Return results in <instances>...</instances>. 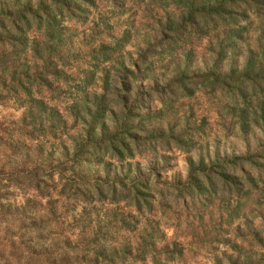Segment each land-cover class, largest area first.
Instances as JSON below:
<instances>
[{"label":"rangeland","instance_id":"1","mask_svg":"<svg viewBox=\"0 0 264 264\" xmlns=\"http://www.w3.org/2000/svg\"><path fill=\"white\" fill-rule=\"evenodd\" d=\"M34 1L0 0V11ZM86 11L80 20L62 22L69 33L62 43L71 55L62 61L52 57L42 81L25 80L10 91L0 84V264H248L262 259L264 250L250 233L263 234L264 182L238 197L222 191L209 203H200L199 189L188 191L199 184L200 170L215 173L219 160L213 157L256 158L260 150L256 134L241 133L233 118L220 124L206 94L153 103L151 113L162 112L156 126L163 132L171 126L175 133L186 116L195 122L203 118L184 148L153 143L130 155L87 149L94 138L85 134V119L72 111L78 96L102 92L110 110L119 109L101 81L106 70L112 82L110 60L93 61L88 51L97 40L110 44L127 30L123 55L133 60L154 30L143 5L131 1L94 0ZM33 33L28 32L30 38ZM245 34L252 44L254 23ZM160 63L154 71L166 77ZM90 70L93 76L85 73ZM4 78L0 72V82ZM36 101L44 102L40 109ZM111 124L106 118L108 132ZM198 156H204L200 169ZM131 189L141 197L139 208Z\"/></svg>","mask_w":264,"mask_h":264},{"label":"trees","instance_id":"2","mask_svg":"<svg viewBox=\"0 0 264 264\" xmlns=\"http://www.w3.org/2000/svg\"><path fill=\"white\" fill-rule=\"evenodd\" d=\"M126 1L143 5L147 16L153 19L154 35L133 60L123 55L127 53V30L110 44L97 40L96 47L88 51L93 61L110 60L112 82H108L106 70L101 81L111 88L119 109L117 113L111 111L102 92L78 96L72 111L85 119V134L94 138L87 143V149L109 148L117 155H130L153 143L166 148L172 142L184 148L201 129L203 118L195 122L186 116L175 133L171 126L163 132L156 126L162 112L152 114L151 109L154 101L166 104L201 92L213 100L222 126L233 118L241 133L256 134L260 150L256 158L247 156L244 161L213 157L219 160L215 173L200 170L199 184H192L188 191L195 194L193 188L199 189L200 203H209L222 191L237 197L246 195L256 182H264V0ZM93 5L94 0H35L24 2L12 12L0 11V72L6 81L1 80L0 84L6 91L21 86L25 80L42 81L52 57L60 61L68 58L71 48H66L62 40L69 33L62 22L82 19L88 6ZM253 23L255 36L249 44L245 33ZM28 32H34L31 38ZM76 51L73 53H78L77 48ZM158 63L166 70V77L154 71ZM93 71L85 73L93 76ZM86 77L79 79L84 81ZM43 104L36 101V108ZM106 118L113 123L110 132L103 126ZM96 125L99 128L94 130ZM116 129L121 132L116 134ZM203 164L204 156H198L197 169ZM130 191L135 193L134 204L139 208L141 197L135 190ZM261 225L263 234L250 235L264 250V216ZM232 247L235 250L236 244ZM248 264H264V254L262 259Z\"/></svg>","mask_w":264,"mask_h":264}]
</instances>
